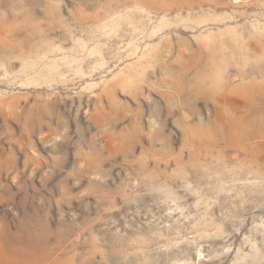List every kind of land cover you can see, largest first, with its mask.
<instances>
[{
  "label": "rangeland",
  "instance_id": "rangeland-1",
  "mask_svg": "<svg viewBox=\"0 0 264 264\" xmlns=\"http://www.w3.org/2000/svg\"><path fill=\"white\" fill-rule=\"evenodd\" d=\"M0 264H264V0H0Z\"/></svg>",
  "mask_w": 264,
  "mask_h": 264
}]
</instances>
